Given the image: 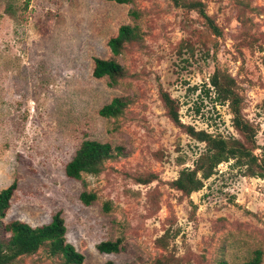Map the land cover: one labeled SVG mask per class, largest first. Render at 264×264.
Instances as JSON below:
<instances>
[{
    "label": "rangeland",
    "instance_id": "374dc122",
    "mask_svg": "<svg viewBox=\"0 0 264 264\" xmlns=\"http://www.w3.org/2000/svg\"><path fill=\"white\" fill-rule=\"evenodd\" d=\"M123 25L137 38L114 57L107 42ZM96 58L124 76L94 78ZM216 71L233 80L253 145L215 99ZM114 98L122 114L101 117ZM197 132L264 158V0H0V191L16 184L3 225L39 227L60 213L82 264H245L256 251L264 264V180L248 166L222 162L190 195L172 186L206 150ZM86 140L119 151L100 174L68 178ZM83 192L96 200L85 206ZM116 240L119 252L97 251ZM14 264L64 263L43 245Z\"/></svg>",
    "mask_w": 264,
    "mask_h": 264
},
{
    "label": "trees",
    "instance_id": "16d2710c",
    "mask_svg": "<svg viewBox=\"0 0 264 264\" xmlns=\"http://www.w3.org/2000/svg\"><path fill=\"white\" fill-rule=\"evenodd\" d=\"M117 4H130L132 0H106ZM194 6L199 14L208 22L215 35H219V29L212 20L205 15L201 3ZM137 38L134 27L129 25L120 26L117 34L110 38L107 46L112 56H119L126 44L133 42ZM92 76L96 79L108 78L111 85L124 76V69L114 60H104L96 58L93 61ZM233 80L216 71L213 74L210 85L215 94V99L229 102L233 113V126L244 136L248 144H254V131L248 121H245L239 110V96L232 90ZM162 100L168 108V114L172 121L177 123V114L173 111L171 100L168 95L162 94ZM126 102L121 98H114L109 104L99 110V115L105 119H115L119 117ZM199 141L206 142L207 147L204 153L198 157L195 168L183 170L179 177L173 181L172 186L186 195L197 192L203 188V181L213 175L215 167L229 160H235L236 165L248 166L250 176H257L264 180V158L258 160L253 155L252 149L244 143L236 140L227 141L223 138L215 139L203 132L194 133ZM119 148H112L108 143L86 140L81 143L75 151L72 159L65 165V175L71 179H80L83 174L98 175L101 173L104 163L111 160ZM16 184L12 183L8 188L0 191V264H14L20 257L36 253L43 245H48L49 254L58 255L64 264H82L84 257L78 253L74 247L66 242V227L60 213L52 216L51 221L39 227L13 221L3 225L1 220L5 217L11 205V198L15 191ZM80 200L85 206H89L96 200L94 193L83 192ZM9 234L5 240L4 234ZM120 240L101 242L96 246L99 253L111 254L120 251ZM105 264H114L111 261ZM245 264H261V252L256 251L252 260Z\"/></svg>",
    "mask_w": 264,
    "mask_h": 264
}]
</instances>
